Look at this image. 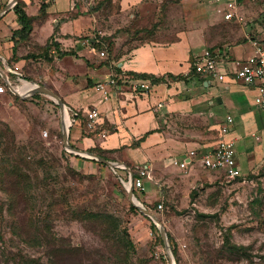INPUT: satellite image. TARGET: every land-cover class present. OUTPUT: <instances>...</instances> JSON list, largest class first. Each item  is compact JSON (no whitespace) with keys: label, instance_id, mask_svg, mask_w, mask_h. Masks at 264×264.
I'll return each mask as SVG.
<instances>
[{"label":"crops","instance_id":"crops-1","mask_svg":"<svg viewBox=\"0 0 264 264\" xmlns=\"http://www.w3.org/2000/svg\"><path fill=\"white\" fill-rule=\"evenodd\" d=\"M9 1L0 0V12ZM19 1L33 19L32 32L27 42L15 44L12 33L19 26L14 7L0 16V70L20 94L31 89L30 85L52 89L66 108L72 147L111 156L110 162L124 166L119 169L127 173V179L149 164L150 177L143 181L144 204L176 203L173 198L177 197L179 204L185 205L189 194L174 197L172 179L178 178L182 188L195 186L199 181L195 171L202 170L199 159L221 139L234 143L239 173L238 147L249 151L254 137L264 143L260 137L264 134V111L254 106V91L232 76L235 63L254 53V40L247 35V21L239 25L223 19V0H176L182 11L191 6L198 11H184L176 21L180 28L170 33L161 29L155 32V39L131 46L130 31L136 32L137 25L148 20L161 23L162 12L171 7L162 4L165 0H44L42 20V0ZM240 13L244 16L241 7ZM95 30L98 35L93 34ZM51 39L64 56L50 63L30 59L31 53L40 52ZM99 41L104 42V50L97 49ZM91 46L103 51L105 57L92 53ZM202 51L213 55L219 72L226 75L223 81L191 74L192 63ZM28 71L32 82L25 80ZM110 77L117 79L118 88H109L111 96L105 99L95 87ZM129 77L146 81L149 92L132 91ZM63 80L68 82L66 89L60 86ZM91 108L99 113L95 132L83 126V113ZM227 117L231 124L226 123ZM225 126L228 130L222 134ZM190 152L197 161L183 170L173 165V161L188 160Z\"/></svg>","mask_w":264,"mask_h":264},{"label":"rangeland","instance_id":"rangeland-1","mask_svg":"<svg viewBox=\"0 0 264 264\" xmlns=\"http://www.w3.org/2000/svg\"><path fill=\"white\" fill-rule=\"evenodd\" d=\"M261 1L241 8L248 37L264 47ZM176 3L162 1L171 7L161 25H137L143 30L130 31V46L180 28L184 11H198ZM35 95H0V123L8 128L0 126V264H166L157 228L130 209L127 173L67 152L58 106ZM250 141L249 151L238 147L241 175L234 180L203 168L195 186L172 179L174 197L189 194L185 205L176 197L160 212L159 202H142L145 187L134 192L165 229L173 264H264V143Z\"/></svg>","mask_w":264,"mask_h":264},{"label":"built area","instance_id":"built-area-1","mask_svg":"<svg viewBox=\"0 0 264 264\" xmlns=\"http://www.w3.org/2000/svg\"><path fill=\"white\" fill-rule=\"evenodd\" d=\"M225 3L223 19L228 22H236L239 25H245L246 19L240 13L241 0H223ZM261 6L264 9V0L261 1ZM254 49V53L247 57L245 61L236 62V69L233 71V79L239 81L244 86L251 88L254 91L253 104L254 106L264 111V48L256 41L251 42ZM92 53L98 54L99 57H105L103 51L99 52L96 47H90ZM192 67L197 75L202 77L217 79L223 81L226 75L219 72L216 61L213 55L209 51H205L199 60H195L192 63ZM130 78V88L137 93H148L150 85L139 78ZM1 80V79H0ZM117 79L110 77L106 82L98 83L96 85L97 91L101 92L105 99L111 96L109 88L117 89ZM4 84V83H3ZM0 84V95H4L7 88L5 85ZM74 116H76L74 114ZM86 122V129L89 132H95L97 130L99 113L95 108L86 110L83 113ZM231 117L226 118V123L231 124ZM228 128L225 126L221 133L225 134ZM101 137L104 138L105 134L102 133ZM195 153H188V160L173 161V165L178 169H185L188 164L194 163ZM200 165L203 169L208 171L221 172L224 178L234 180L240 176L239 170L236 165L234 143L232 141H225L221 139L217 146L202 155L199 159ZM151 166L144 164L137 170L136 177L132 178V185L134 192H143V181L145 178H149ZM158 211H163V204L157 205ZM166 264H173L167 260Z\"/></svg>","mask_w":264,"mask_h":264},{"label":"water","instance_id":"water-1","mask_svg":"<svg viewBox=\"0 0 264 264\" xmlns=\"http://www.w3.org/2000/svg\"><path fill=\"white\" fill-rule=\"evenodd\" d=\"M15 4H16V0H10L9 3L6 5V7L0 12V16L3 13H5L7 10L14 7ZM0 79L4 83L6 88L10 91V93L15 95L16 97L27 98V97H30V96L35 95V94H41V95H44V96L48 97L49 99H51L58 106L60 118H61L62 143H63L64 149L67 152L74 154L75 156H80V157H84V158H87L90 160H94V161H96L100 164H103V165H105V166H107L113 170L119 169V168H121V166H123L121 163L110 162L104 158L99 157L96 154L80 151V150L72 147L69 144V142H68L69 137L68 136H69L70 122H69V125L66 127L64 125V116L66 115L68 120H69V117H68V114H67V111H66L64 104L62 103L61 99L55 93H53L52 91H50V90H48L45 87L40 86V85H30L31 89H29L25 94H20L17 89L13 88L9 84L6 75L1 70H0ZM132 178H133V176H132V174H130L128 182L126 184L127 201L141 215L148 218L151 221V223L157 228L159 236H160L162 244H163V247H164V250H165V253H166V256H167V259L169 262H172L173 258L171 256L170 251H169V246H168V242H167V234L165 232V229L163 228L162 224L159 222L157 217L154 214H152L148 209L144 208L141 204H139V202L136 200V198L134 196Z\"/></svg>","mask_w":264,"mask_h":264},{"label":"trees","instance_id":"trees-1","mask_svg":"<svg viewBox=\"0 0 264 264\" xmlns=\"http://www.w3.org/2000/svg\"><path fill=\"white\" fill-rule=\"evenodd\" d=\"M44 2H45L44 0L41 1V10H40V15H39V19L40 20H42L44 18V15H45L44 14V10H45L46 4ZM24 9H25V5L21 1L16 0V4H15V6L13 8V12H14V14L16 16V22H17V24L19 26V29L16 30V31H13V33H12V41L15 44H19V43H22V42H27L29 40L30 34L32 32L33 19H31L30 17H28L26 15ZM95 45H96V47H97V49L99 51L105 49V45H104V42L103 41L102 42L101 41L96 42ZM52 52H55V53L52 54ZM61 56H64V53H62L60 51V49L58 47V44L53 39H51V40L47 41V43L45 44V46L43 48L40 49V52H38V53H31L30 59H32L34 61H35V59H41V60H44V61L50 63L54 59H60ZM38 62H40V60H38ZM190 72H191V74H196L195 71H194V68L192 66H191ZM136 76H138V77H140L142 79L148 78L146 76H141V75H136ZM24 77H25V80H27L28 82H32L33 81V78L30 76L29 71L28 72H25ZM8 80H9V77H8ZM0 84H3V82L1 80H0ZM42 86L45 87L46 89L50 90L48 88V86H46V85H42ZM6 91L9 92L8 89ZM35 96H38V94H36ZM83 123L86 125V122H84V120H83ZM0 126H3V128H5L6 130L8 129L2 123H0ZM89 152L94 153V151H89ZM96 153L95 154L98 155L99 157L108 160V158H106V157H104L102 155L101 151H97ZM75 158H78V157L76 156ZM98 165L105 166L103 164H98ZM136 174L137 173L133 172V176L134 177H136ZM130 209L132 211H137L131 205H130ZM146 219L149 220L148 218H146ZM150 227H151V229H155V226L152 223L150 224ZM168 241H170L169 237H168ZM55 251H57V250H55ZM174 253L175 252L173 251V254Z\"/></svg>","mask_w":264,"mask_h":264},{"label":"bare ground","instance_id":"bare-ground-1","mask_svg":"<svg viewBox=\"0 0 264 264\" xmlns=\"http://www.w3.org/2000/svg\"><path fill=\"white\" fill-rule=\"evenodd\" d=\"M66 115L64 116V125L67 127V123H66Z\"/></svg>","mask_w":264,"mask_h":264}]
</instances>
